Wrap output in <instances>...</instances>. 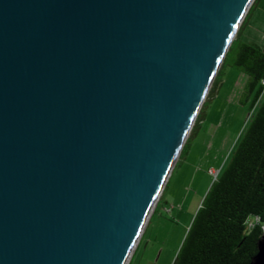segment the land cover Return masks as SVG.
<instances>
[{"label": "water", "instance_id": "95a60500", "mask_svg": "<svg viewBox=\"0 0 264 264\" xmlns=\"http://www.w3.org/2000/svg\"><path fill=\"white\" fill-rule=\"evenodd\" d=\"M252 1L0 0V264H122Z\"/></svg>", "mask_w": 264, "mask_h": 264}, {"label": "rangeland", "instance_id": "374dc122", "mask_svg": "<svg viewBox=\"0 0 264 264\" xmlns=\"http://www.w3.org/2000/svg\"><path fill=\"white\" fill-rule=\"evenodd\" d=\"M261 13L264 0H256L233 36L238 37L235 47L253 39L264 46ZM234 55L220 63L127 264L172 263L208 186L230 160L256 112L264 93L254 102L255 91L244 88L246 74L232 64Z\"/></svg>", "mask_w": 264, "mask_h": 264}, {"label": "trees", "instance_id": "16d2710c", "mask_svg": "<svg viewBox=\"0 0 264 264\" xmlns=\"http://www.w3.org/2000/svg\"><path fill=\"white\" fill-rule=\"evenodd\" d=\"M237 38L221 65L234 51L232 64L246 74L244 88L255 91V102L264 93V49L252 41L235 47ZM263 226L264 95L230 160L208 186L171 264H248Z\"/></svg>", "mask_w": 264, "mask_h": 264}, {"label": "bare ground", "instance_id": "6f19581e", "mask_svg": "<svg viewBox=\"0 0 264 264\" xmlns=\"http://www.w3.org/2000/svg\"><path fill=\"white\" fill-rule=\"evenodd\" d=\"M237 30V29H236ZM236 30H235V32H236ZM210 86V85H209ZM209 88V87H208ZM208 90V89H207ZM207 90H206V92H207ZM206 92H205V94H206ZM205 94L203 95V98H202V101H201V103L199 104V106H198V110H199V108H200V106H201V104H202V102H203V99H204V97H205ZM197 109H196V111H197ZM196 114H197V112H196ZM196 114H195V116H194V118L196 117ZM194 118H193V120H194ZM193 122V121H192ZM193 123H191V125H192ZM190 128H191V126H190ZM189 128V129H190ZM189 129H188V132H189ZM188 132H187V134H188ZM186 137H187V135L186 136H184V139H186ZM184 141L185 140H183V143H184ZM179 155V154H178ZM176 157V156H175ZM176 159V158H175ZM164 184V183H163ZM160 190H162L161 188H160ZM161 194V191H159V193L156 195V197L154 198V200H153V203L151 204V206H150V208H149V210H148V212H147V216L149 215V213H150V211L152 212V208H154V206H155V204H156V201H157V199H158V197H159V195ZM146 216V217H147ZM145 223H146V218H145V220L143 221V223H142V225H141V228H140V230H139V232H138V234L136 235V237H135V239L133 240V243H132V245H131V247L129 248V251H128V253L126 254V256H125V258H124V260H123V262H122V264H127V261H128V258H129V256H130V253L132 252V249H133V247L135 246V244H136V242H137V239H138V237H139V234H140V232L142 231V229H143V227H144V225H145Z\"/></svg>", "mask_w": 264, "mask_h": 264}, {"label": "crops", "instance_id": "0c3cea01", "mask_svg": "<svg viewBox=\"0 0 264 264\" xmlns=\"http://www.w3.org/2000/svg\"><path fill=\"white\" fill-rule=\"evenodd\" d=\"M263 14H264V13H261V16L264 18ZM261 27H264V22L262 23V25L260 26V28H261ZM261 30H264V29L261 28ZM253 40H254V41H252V42L257 43L262 49H264V46H262V42L258 41L257 39H253ZM249 41H251V40H248L247 42H249ZM243 42H246V41H243Z\"/></svg>", "mask_w": 264, "mask_h": 264}]
</instances>
